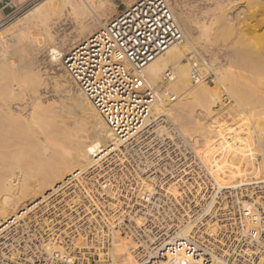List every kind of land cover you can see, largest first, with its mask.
Listing matches in <instances>:
<instances>
[{"label":"bare ground","instance_id":"6f19581e","mask_svg":"<svg viewBox=\"0 0 264 264\" xmlns=\"http://www.w3.org/2000/svg\"><path fill=\"white\" fill-rule=\"evenodd\" d=\"M115 1L37 3L18 18L24 22L16 24V30L0 37V235L9 225L39 208L53 193L63 190L69 179L102 163H112L115 159L111 154L119 151L126 141L112 131L62 60L73 45L105 25L107 7L116 5ZM123 1L128 6L135 0ZM192 1L196 2L191 7L194 15H186L177 0H167L183 38L148 62L143 72L156 89L151 117L145 127H152L151 118L157 115L171 118L175 130L185 133L195 157L193 154L191 158L174 159L161 167L152 160L134 161L137 189L129 197L133 203L126 213L131 215L139 207L140 217L135 222L147 224L142 231L146 241L137 244L131 235L114 232L106 255L109 264H156L154 259L161 253L159 264H201L182 249L169 246L178 241H195L194 238L207 232L214 235L218 227L225 226L212 223L222 206L216 200L220 192L236 197L241 191L258 195L264 190L263 156L248 159L252 152L248 146L240 154L231 151V146L216 142L197 144L186 135L193 112L199 106H213L218 116L232 113L230 109L223 112L218 89L204 79L192 82L190 55H199L202 65L215 73L220 84H231L226 77L233 70L242 71L249 81L258 79L254 66L264 61V40L261 41L264 29L258 31L264 24V0ZM201 40L205 43L201 44ZM23 58L26 63L27 58L32 61L29 66L21 61ZM22 69L24 75H29L28 80L25 76V80L20 79L21 71L17 70ZM167 70L172 73L163 88ZM188 95L195 96L192 105ZM240 95L237 93L238 98ZM233 108L237 110L236 106ZM247 125L248 133L244 131L247 134L242 137L245 143L254 130L259 133L261 126L254 124L253 130ZM163 130L160 125L153 127L157 134ZM227 151L230 155L226 159ZM209 153L213 159H207ZM242 206L251 211L254 204L245 200ZM176 207L182 210V216L169 215ZM157 208L159 214L151 213ZM11 218L14 220L3 225ZM54 248L53 242L42 246L45 252ZM210 253L212 264L221 262V257Z\"/></svg>","mask_w":264,"mask_h":264},{"label":"built area","instance_id":"2783aa9c","mask_svg":"<svg viewBox=\"0 0 264 264\" xmlns=\"http://www.w3.org/2000/svg\"><path fill=\"white\" fill-rule=\"evenodd\" d=\"M10 1L0 0V13ZM182 38L167 0H135L65 53L62 60L68 73L116 136L126 141L119 155H111L112 163H102L69 179L63 190L9 225L0 235V264H109L106 255L114 232L131 235L137 244L146 241L142 235L146 224L135 222L140 217L139 207L131 215L126 213L133 203L129 197L137 189L134 161L152 160L161 167L174 159L191 158L193 153L167 116L152 117V127H145L156 89L148 83L143 68ZM190 56L192 82L206 80L200 56ZM171 73L165 71L164 84ZM155 125L164 130L153 132ZM263 193L241 191L234 197L220 192L216 200L222 206L212 223L225 226L218 227L214 235L203 233L195 241H178L183 244L169 248L182 249L201 264H212L210 252L222 258L218 264H264ZM240 199L254 204L251 211ZM47 242L56 248L42 250ZM160 255L154 263L159 264Z\"/></svg>","mask_w":264,"mask_h":264},{"label":"rangeland","instance_id":"374dc122","mask_svg":"<svg viewBox=\"0 0 264 264\" xmlns=\"http://www.w3.org/2000/svg\"><path fill=\"white\" fill-rule=\"evenodd\" d=\"M55 0H11L7 8L4 10L3 13H1L0 16V37L10 34L14 30H16V24L24 22L22 19L21 21H18V18L21 15H24V12L28 10L30 7H32L35 4H45V3H53ZM179 2V3H178ZM181 3V4H180ZM192 0H177L178 6L183 10V12L187 15H194V7L196 2L193 3ZM116 5H108L107 8L109 13L107 19H109L111 16L115 15L116 13L120 12L123 10L126 6V3L123 0H116L115 1ZM180 4V5H179ZM110 6V7H109ZM193 9V10H192ZM186 11V12H185ZM193 12V13H191ZM191 13V14H190ZM258 18H260L258 16ZM261 28V29H260ZM262 28L264 29V24L263 27L262 25L258 28L262 31ZM257 31V32H258ZM258 32V34L260 33ZM264 33L261 32V36ZM260 35V34H259ZM259 36V37H261ZM264 37V35H263ZM261 39L263 41L264 39ZM205 40H201V44H204ZM179 46H182L179 44ZM24 60V61H23ZM23 58L21 61H23L24 64L30 65L32 62L29 58L26 59ZM17 61V60H15ZM14 61V62H15ZM17 63V62H16ZM19 64V63H18ZM256 65V64H255ZM204 69V77L208 76L206 80H204L205 83L208 85L213 86L217 91L220 100L222 101L224 108L223 112L228 113V109L232 113H228L225 116H218L217 114L219 112L215 111V108L213 106L207 107V106H199L194 112H193V122L190 124V129L186 133V135H189V138L191 140H196L198 143L197 144H209V143H219L222 144L223 146H231V151H235L236 153H244L246 147L248 146L249 148L252 149L250 157L248 159H256L259 155L264 157V61H260L257 63L256 66H254V71L257 72V77L253 81H249L247 77H245V74L242 73V71H237L233 70L231 71V75H227L226 77V82L231 83L229 85H234V88H231L229 85L225 84H220L218 81L217 76L213 71H210L208 68L203 67ZM20 72V79L25 80L27 77L24 75L25 70H17V72ZM241 72V73H239ZM244 75L243 77L240 76L239 74ZM23 74V76H22ZM25 76V77H24ZM261 77V78H260ZM30 77L28 75L27 79L28 80ZM261 79V80H260ZM31 80V79H30ZM252 84V85H251ZM163 86H167V83L164 84L162 83ZM225 85V86H224ZM230 88H229V87ZM213 88V89H214ZM180 92V91H179ZM237 93L242 94L240 98L237 97ZM171 95V94H170ZM249 96V97H248ZM188 102L189 104H193L196 102L195 96L194 95H188ZM177 100H174L172 102H175ZM236 106L237 110L235 108L232 109V107ZM230 107V108H229ZM227 108V111H226ZM232 109V110H231ZM229 111V112H230ZM157 116H164V115H157ZM221 117V118H220ZM168 120L174 125L173 120L168 117ZM245 123L247 127H251L250 129H253L254 124L255 127L260 126L259 133L251 135L250 137H247L248 140L246 143L244 142V139L242 138L243 135H246L248 133L247 130H245ZM263 125V126H262ZM253 126V127H252ZM35 128V127H34ZM39 130V128H35V131ZM244 129V130H243ZM244 131H247L246 134H243ZM179 135L184 136L185 133L176 131ZM253 136V137H252ZM191 148V147H190ZM122 147L120 148V150ZM192 150V148H191ZM117 152V153H116ZM117 155H119V151H115ZM112 153L111 155H114ZM192 153H195L192 150ZM230 155V151L225 153V158L227 159ZM212 154L207 155V159H213ZM146 176V175H145ZM190 197V196H189ZM163 199V197H162ZM241 200V199H240ZM217 203V202H216ZM215 203V204H216ZM245 200H241L240 204H244ZM217 205V204H216ZM249 208V207H247ZM159 209L157 208L155 210H152L151 213H158L159 214ZM182 210L179 209V207H176L171 210L169 215H174V217H179L182 216ZM204 218L208 217L207 213L203 216ZM184 219V218H183ZM150 223H148L149 225ZM147 226V224L145 225ZM154 231V229L152 230ZM133 240L137 243V240L133 238Z\"/></svg>","mask_w":264,"mask_h":264}]
</instances>
